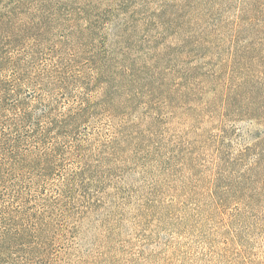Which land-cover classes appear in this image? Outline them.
I'll return each mask as SVG.
<instances>
[{
	"label": "rangeland",
	"instance_id": "374dc122",
	"mask_svg": "<svg viewBox=\"0 0 264 264\" xmlns=\"http://www.w3.org/2000/svg\"><path fill=\"white\" fill-rule=\"evenodd\" d=\"M84 1L93 26L70 36L65 49L83 52V65L92 52H110L115 106L127 114L135 145L130 140L128 153L102 166L64 212L53 211L42 254L23 264H264V162L252 172L255 183L247 173L254 154L241 156L264 139V127L240 113L221 122L218 107L239 80L232 112H245L244 100L264 107V0ZM53 20L38 68L53 63L48 50L57 37L73 31ZM234 45L247 50V71L229 76L219 64ZM25 93L29 100L43 95ZM67 104L59 99L60 110ZM112 126L102 116L82 133L107 139ZM216 178L225 193L219 198L228 192L242 201L218 208ZM56 185L32 192L27 210L57 198Z\"/></svg>",
	"mask_w": 264,
	"mask_h": 264
},
{
	"label": "trees",
	"instance_id": "16d2710c",
	"mask_svg": "<svg viewBox=\"0 0 264 264\" xmlns=\"http://www.w3.org/2000/svg\"><path fill=\"white\" fill-rule=\"evenodd\" d=\"M77 1L82 2L78 9L72 3ZM86 15L84 0H0V264H23L42 254L53 211L64 212L70 198L90 185L102 166L129 152L126 147L133 140L128 131L131 123L125 119L127 114L119 113L115 106L116 87L106 64L110 52H92L83 65L79 62L83 52L65 49L70 36L91 30L93 24L83 17ZM55 17L66 30L73 31L57 37L48 50L55 58L53 63L38 68L43 42L51 33L47 30H51ZM246 54L247 50L234 45L228 59L219 65L228 69L229 76H235L240 68L247 71L242 67ZM212 79L217 80V75ZM242 82L226 90L218 106L219 119L226 122L240 113L250 123L264 127V107L257 106L255 100H244L245 112H232L233 105L240 102L236 89ZM30 88L39 89L43 95L29 100L25 91ZM73 88L82 91L75 94ZM60 98L69 102L63 110L59 109ZM102 116L113 124L109 138L82 133ZM249 153L255 158L247 169L252 181V172L264 162V139L258 137L254 144L243 148L241 156ZM221 156L218 150L219 170L225 163ZM55 179L57 198L42 199L37 212L27 210L32 203L29 195L45 191ZM217 180L212 186V199L218 208L230 200L242 201L228 192L219 198L225 193L218 188ZM246 203L251 204L249 200Z\"/></svg>",
	"mask_w": 264,
	"mask_h": 264
}]
</instances>
